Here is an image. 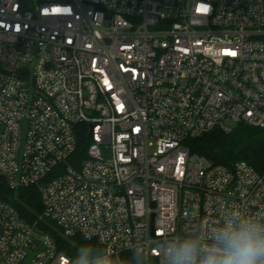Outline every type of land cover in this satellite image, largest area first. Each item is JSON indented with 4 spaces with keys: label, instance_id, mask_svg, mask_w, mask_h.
<instances>
[{
    "label": "built area",
    "instance_id": "1",
    "mask_svg": "<svg viewBox=\"0 0 264 264\" xmlns=\"http://www.w3.org/2000/svg\"><path fill=\"white\" fill-rule=\"evenodd\" d=\"M239 124L264 128V0H0V174L43 203L29 222L0 199V264H70L42 221L165 264L167 241L264 210V172L186 144Z\"/></svg>",
    "mask_w": 264,
    "mask_h": 264
},
{
    "label": "clouds",
    "instance_id": "2",
    "mask_svg": "<svg viewBox=\"0 0 264 264\" xmlns=\"http://www.w3.org/2000/svg\"><path fill=\"white\" fill-rule=\"evenodd\" d=\"M165 264H264V210L225 212L206 240L197 234L181 235L160 249ZM70 264H110L99 249L80 246Z\"/></svg>",
    "mask_w": 264,
    "mask_h": 264
},
{
    "label": "trees",
    "instance_id": "3",
    "mask_svg": "<svg viewBox=\"0 0 264 264\" xmlns=\"http://www.w3.org/2000/svg\"><path fill=\"white\" fill-rule=\"evenodd\" d=\"M88 127L78 135V147L72 161L76 165L87 157L90 140L87 136ZM190 150L205 156L214 164L232 167L237 161H245L256 170L264 172V128H256L245 124H239L231 132L214 130L198 138L186 142ZM0 199L10 203L29 222L38 219L43 210L41 195L36 187H28L19 190L11 189L6 180H0ZM40 228L50 233L56 240L59 248L69 255H73L82 245L99 249L94 242H88L82 238L68 239L51 222L42 221ZM58 230V231H57Z\"/></svg>",
    "mask_w": 264,
    "mask_h": 264
},
{
    "label": "rangeland",
    "instance_id": "4",
    "mask_svg": "<svg viewBox=\"0 0 264 264\" xmlns=\"http://www.w3.org/2000/svg\"><path fill=\"white\" fill-rule=\"evenodd\" d=\"M24 130H26L25 128H24ZM88 132V131H87ZM1 177H2V175L0 174V180H1ZM58 231V230H57ZM58 233H60V231H58Z\"/></svg>",
    "mask_w": 264,
    "mask_h": 264
},
{
    "label": "water",
    "instance_id": "5",
    "mask_svg": "<svg viewBox=\"0 0 264 264\" xmlns=\"http://www.w3.org/2000/svg\"><path fill=\"white\" fill-rule=\"evenodd\" d=\"M91 135H92V133L90 132V133H89V136H91Z\"/></svg>",
    "mask_w": 264,
    "mask_h": 264
}]
</instances>
